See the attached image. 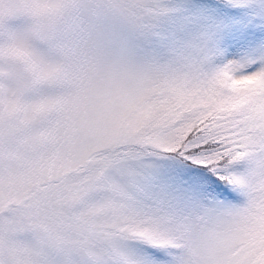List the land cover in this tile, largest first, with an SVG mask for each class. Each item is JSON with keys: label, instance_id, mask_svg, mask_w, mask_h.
<instances>
[{"label": "snow or ice", "instance_id": "6c2138e0", "mask_svg": "<svg viewBox=\"0 0 264 264\" xmlns=\"http://www.w3.org/2000/svg\"><path fill=\"white\" fill-rule=\"evenodd\" d=\"M0 264H264V0H0Z\"/></svg>", "mask_w": 264, "mask_h": 264}]
</instances>
